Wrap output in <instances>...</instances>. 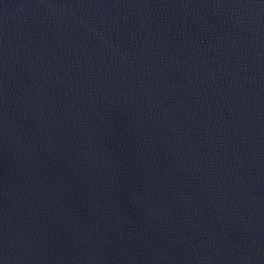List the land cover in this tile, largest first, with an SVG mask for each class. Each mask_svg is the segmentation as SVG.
Returning a JSON list of instances; mask_svg holds the SVG:
<instances>
[{"label":"water","instance_id":"water-1","mask_svg":"<svg viewBox=\"0 0 264 264\" xmlns=\"http://www.w3.org/2000/svg\"><path fill=\"white\" fill-rule=\"evenodd\" d=\"M0 264H264V0H0Z\"/></svg>","mask_w":264,"mask_h":264}]
</instances>
